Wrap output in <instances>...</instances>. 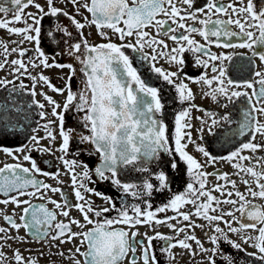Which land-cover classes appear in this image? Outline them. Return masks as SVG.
Returning a JSON list of instances; mask_svg holds the SVG:
<instances>
[{"label":"snow or ice","instance_id":"snow-or-ice-1","mask_svg":"<svg viewBox=\"0 0 264 264\" xmlns=\"http://www.w3.org/2000/svg\"><path fill=\"white\" fill-rule=\"evenodd\" d=\"M10 2L14 10L0 6V30L9 34L0 37V71L7 69L0 89L8 93L0 95V153L15 162L0 166V204L15 208L11 214L0 210L7 225L0 226V264H39L40 259L48 264H251L253 257L264 264V5L258 8L253 0ZM30 6L36 12L26 11ZM16 24L23 26H10ZM92 29L101 42H89ZM237 48L250 50V56ZM160 61L169 67L158 66ZM226 61H233L231 78ZM52 68L68 69L67 76L56 77L58 85L43 74ZM36 69L41 71L34 74ZM191 84L215 102L214 110L195 103ZM164 85L173 89L167 100ZM25 90L30 102L22 105L12 94ZM170 105L173 110H166ZM194 111L202 115L193 116ZM70 112L75 127L66 126ZM209 134L219 148L208 144ZM10 140L20 146H9ZM85 144L92 148L81 149ZM57 151L55 172L41 167L53 161L33 156ZM82 151L98 157L94 169L79 160ZM221 162L233 173L216 168ZM60 164L70 174L67 186L75 204L67 191L39 178L64 185ZM98 182H110L123 193L119 206L89 186ZM49 193L60 194L62 202ZM89 194L106 206H94ZM154 196L162 203L154 206ZM73 209L80 218L71 216ZM161 226L174 234L162 233ZM197 228L204 239L195 234ZM17 242H37L41 250L32 255L28 249L26 257L13 248ZM176 248L182 251L177 254Z\"/></svg>","mask_w":264,"mask_h":264},{"label":"flooded vegetation","instance_id":"flooded-vegetation-1","mask_svg":"<svg viewBox=\"0 0 264 264\" xmlns=\"http://www.w3.org/2000/svg\"><path fill=\"white\" fill-rule=\"evenodd\" d=\"M39 2L43 3V0H39ZM201 3H203V0H200ZM253 3L259 8L261 7L262 5H264V0H253ZM0 6H3V7H7L9 8L10 10H14V6L11 4L10 0H0ZM57 6H61V4L58 2L57 3ZM199 6V5H198ZM26 11H29V12H36V9L34 7H29ZM11 15H12V11L9 12L8 14V17L7 18H11ZM0 18H4V14L3 13H0ZM60 20L62 21L63 24L67 25L69 22L67 19L61 17ZM189 23H191V21H189ZM44 25L45 27L48 26V21L47 19L44 21ZM10 26H23L22 24H16V25H10ZM153 33H154V30H152ZM86 35H88V32L86 31L85 33ZM109 34L111 35V32L109 31ZM0 37H3L5 39H7L9 37V34L7 33L6 30H0ZM11 39H20V37L18 36H11ZM195 39L197 41H199L200 43H205V41L199 36V35H196L195 36ZM113 40L116 42V43H120V41L118 39H116L115 37H113ZM89 42L90 43H99L101 42V38L99 36L96 35V32H95V29H92L91 30V35H90V39H89ZM170 47L174 46L172 44L171 41H166ZM234 42H238V41H234ZM11 46V45H10ZM28 46V45H26ZM211 50L213 52H217V51H220L219 49H217L215 46H212ZM145 51H149L150 52V49H145ZM228 51H233V50H228ZM234 51L236 52H244V53H247L248 56H250V50H247V49H240V48H237L235 49ZM48 53L50 55L54 54L52 53L51 49H48ZM131 56H135V53H132V52H129L128 53ZM248 56H245V60H247ZM235 59V58H234ZM65 60H67V58L65 57ZM61 62H64V61H61ZM255 64L256 65H260V61L258 59H255ZM135 66V65H134ZM158 66H163L165 69H167L169 67V65L167 63H165L164 61H160ZM76 67L78 68L79 65L77 64ZM261 68H264V65L261 66ZM225 70H226V73L228 74L229 78H231L232 76L236 75L235 73V70L233 68V61H226L225 62ZM257 70H260V69H257ZM41 71V69H36L34 71V74L36 73H39ZM189 71H198V70H193V69H189ZM7 72V69L3 70V71H0V77H3L5 76ZM45 75H48L51 79H52V82L54 84H60V81L56 79V77L58 75H65L67 76L68 74V69H64L62 70H59V69H55V68H52V69H49V70H46L44 71ZM77 75H79V73H77ZM144 75H147V73L145 72ZM11 78V77H9ZM24 83L25 84H29L30 81H28L27 79L24 80ZM161 81H155L154 84L155 86L157 87H160L161 86ZM190 87L196 92V99H195V103L197 105H200V106H203L204 108L208 109V110H214L216 105H215V102L211 100V98L209 97H203L201 94H200V86L199 85H196V84H191ZM46 91H48V94L49 95H53V93H51L50 90L48 89H45ZM37 91L39 92L40 89L37 88ZM172 91L173 89L170 87V86H167V85H164V95H165V99L167 100V98L169 96H171L172 94ZM0 95L2 96H5L7 97L8 96V93L4 92L3 89H0ZM12 97L13 99L17 100L18 102H20L22 105L27 101V102H30L28 101V92L25 90L23 93H13L12 94ZM36 100H42V97H40L39 95H37V97H35ZM55 99H57L58 101L61 100L62 98L59 96V95H55ZM175 108H179V102L177 101L176 105L174 106ZM38 109H33L32 111V117L34 120H36L37 122H39V117L36 116V111ZM168 111H172L173 110V106H169L168 109H166ZM202 114L199 113V112H196L194 111L193 112V116H201ZM66 119H67V125L66 126H71V127H75V119H74V116L73 114L70 112L67 114L66 116ZM33 127H35L36 125L33 124L32 125ZM39 135H43V132L41 131L40 133H38ZM259 138V137H258ZM208 144H211V147L213 149H217L219 148V144L218 143H212V140H213V137L211 134L208 135ZM42 143L44 144H47V141H43ZM58 143H59V140L56 142V146H58ZM7 144L9 146H13V147H16V146H20L18 144L17 141L15 140H10L7 142ZM208 144H206L205 146L207 147ZM77 147V144H76V140L74 139L72 141V149L73 151L76 149ZM81 149H90L92 148V145L90 144H85V145H81L80 146ZM191 151V149H190ZM215 154V153H214ZM245 154H248V153H245ZM61 153L60 152H55V156L49 154L47 156H44V157H41L40 154L38 153H33V156L36 157L39 160L41 159H48L50 161H53V164H50L48 165L47 167L43 164H41V167L42 169L44 170H48V171H53L55 172L56 171V167L54 166L55 164V158L60 156ZM69 159H72L73 157L71 155H69L68 157ZM79 160L80 161H83L85 163H89L90 167L94 169L95 165H97L99 163V160H98V157L96 155H86L83 151L81 152V155L79 157ZM4 162H7V163H14L15 161H13L11 158L9 157H6L4 154L0 153V166L3 165ZM25 166H28L27 165V162H25ZM60 171H61V175L59 177L60 180L64 181V185H58L57 182L51 178H44V177H39L40 179H44L46 183H50L52 184L54 187H61L62 190H65L68 192L70 198L72 199V203L75 204L76 203V200L74 198V193H73V189L71 186H67L69 185L70 183V174L69 175H66L65 174V169L63 168V165L60 164ZM216 168H221L223 169V171L225 173H229V174H232L233 173V168L231 167L230 164H228L227 162H221L219 164L216 165ZM81 169H77V172H80ZM208 172H212L213 171V168L209 167L207 169ZM233 179H237V177L233 176L232 177ZM93 180H96V177L93 176ZM209 180L212 181V182H215V177H209ZM90 187H95L97 188L98 190L104 192L105 194L111 196L114 200L115 203H117V205L119 206V202H120V197L123 195L122 192H120L119 190H117L115 187L111 186L110 185V182H104V183H96V184H89ZM241 187V190L243 191L244 190V185H240ZM49 195L53 198V199H56L58 202H62V198L60 196V194L58 193H49ZM91 199L94 201V206H99V207H103V206H106V203L95 197L94 195H91ZM36 203H39L41 201H34ZM154 206L155 205H159L160 203H162L161 201V198L159 196H154V198L152 199L151 201ZM48 207L49 208H52L53 205L51 204H48ZM15 208L14 205L12 204H9L7 206L3 205V204H0V210H3L5 214H11L13 209ZM15 212L17 214V218H18V215L20 214V209L19 208H16L15 209ZM70 214L72 217H75V218H80V213L76 210H71L70 211ZM115 213H111L110 215H114ZM174 213H172L171 211L168 212V215H173ZM237 215H239V213H237ZM164 216V214H158V217L157 218H160L162 219ZM58 219L60 220H65L66 218H63L62 216L61 217H58ZM198 223H202L203 221L202 220H197ZM0 226H4V227H7L6 223L3 221L2 218H0ZM146 229L144 227H140V232L143 233L145 232ZM159 231H161L162 233L164 234H168V235H173L174 233H172L171 230H169L166 226H161L159 227ZM149 235H152L153 233L151 231H149L148 233ZM195 234L197 235L198 238H201V239H204V236H203V233L200 231V229H196L195 230ZM19 235L20 236H24L25 235V230L24 229H21L20 232H19ZM137 239H139V237H137ZM52 243H55V242H52ZM156 242L154 241V244ZM16 247H19L21 249V251L23 252V254L27 257L29 255V252L27 251L28 249H31L32 250V255H37L39 253V251L41 250V245L37 242H29V243H19L17 242L16 244H13V248H16ZM72 247V245H69V244H66L64 245V248H70ZM244 247L247 249L248 252H254L256 251L254 248L250 247L249 245H244ZM44 251L47 253L49 251V246L48 245H45L44 246ZM51 251H55L54 248L51 249ZM177 254H179L182 250L179 249V248H176L174 250ZM5 252L11 256V252H8L7 249H5ZM235 255H237L238 257H243L244 256V253H234ZM157 256L158 258H161L160 257V254L159 252H157ZM251 259V264H259V261L253 257V258H250ZM39 264H48L47 260L45 259H40L39 261ZM173 264H175V262H173Z\"/></svg>","mask_w":264,"mask_h":264}]
</instances>
